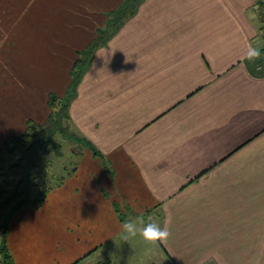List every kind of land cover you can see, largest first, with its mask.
<instances>
[{"label": "crops", "instance_id": "0c3cea01", "mask_svg": "<svg viewBox=\"0 0 264 264\" xmlns=\"http://www.w3.org/2000/svg\"><path fill=\"white\" fill-rule=\"evenodd\" d=\"M120 1L61 31L68 77L97 30L116 28L69 106L98 152H77L46 195L45 234L69 248L67 264L88 251L113 264H264V67L246 58L264 42L257 1L142 0L105 26ZM140 217L168 238L123 240Z\"/></svg>", "mask_w": 264, "mask_h": 264}, {"label": "rangeland", "instance_id": "374dc122", "mask_svg": "<svg viewBox=\"0 0 264 264\" xmlns=\"http://www.w3.org/2000/svg\"><path fill=\"white\" fill-rule=\"evenodd\" d=\"M256 1L248 12L260 26L258 13L264 7V0ZM107 2L0 0V145L7 136L24 131L28 119L44 123L50 112L48 94L54 92L63 95L69 81V76L64 77L61 73L67 58L61 47L62 28L75 26L86 9L103 7ZM261 66L264 67V61ZM66 80L65 88L61 91L62 83ZM44 109L47 113H44ZM70 119L69 113L66 123L69 133L74 135L63 137L56 134L54 140L60 146L45 147L36 157L38 167L26 169L28 174L22 176L28 189H33L35 193L45 188L47 195L58 181H64L67 171L78 165L77 152L86 147L75 138L76 123ZM46 195L37 207L22 206L13 210L7 229L0 230V254L6 248L12 264H67L69 248L63 246V241H50L45 234L43 209ZM50 203L47 200L46 205ZM31 208L38 209L34 214H24L26 209ZM37 213L39 216L33 219ZM88 253L90 251L75 264H93L98 260L97 254L87 256Z\"/></svg>", "mask_w": 264, "mask_h": 264}, {"label": "trees", "instance_id": "16d2710c", "mask_svg": "<svg viewBox=\"0 0 264 264\" xmlns=\"http://www.w3.org/2000/svg\"><path fill=\"white\" fill-rule=\"evenodd\" d=\"M142 0H121L116 6L117 12L114 10L107 18L104 24L118 25L128 18L138 7ZM259 4H262L261 2ZM116 11V12H115ZM116 13V14H115ZM260 21L259 29L262 37H264V7L258 13ZM116 28L107 29L105 32L97 30V35L93 38L84 49L78 51L77 57L69 68V81L63 95L59 96L54 92H50L47 98V105L50 107V112L43 124L28 119L24 131L19 134L7 136L0 145V230L7 229V222L10 213L24 206L37 207L46 195V189L40 188L37 192L26 186L25 179L22 178L28 174L26 169H35L38 167V154L45 147L51 146L58 148L60 145L55 142L54 136H71L69 133L67 121L69 119V106L74 99L78 84L82 75L88 68L92 60L93 50L105 43L110 36L115 33ZM102 34V35H101ZM261 56L250 64L254 67L260 65L264 61V45L260 47ZM75 138L78 141L97 153V149L84 137L77 134ZM27 176V175H26ZM62 180V179H61ZM60 180V181H61ZM58 181V184L61 183ZM36 187L38 185L36 184ZM32 195V196H30ZM80 260V259H78ZM75 260L71 264H75ZM0 264H12L11 256L3 248V253L0 254ZM93 264H113L108 258L96 261ZM154 264V263H152Z\"/></svg>", "mask_w": 264, "mask_h": 264}, {"label": "clouds", "instance_id": "9594fccd", "mask_svg": "<svg viewBox=\"0 0 264 264\" xmlns=\"http://www.w3.org/2000/svg\"><path fill=\"white\" fill-rule=\"evenodd\" d=\"M261 56V49L257 46L249 44L246 58L249 61H254ZM140 235L144 240L150 242H156L165 240L170 235V231L167 227H161L156 222L143 221L140 217L138 221L128 220L122 224V239L127 241L130 238H134Z\"/></svg>", "mask_w": 264, "mask_h": 264}]
</instances>
